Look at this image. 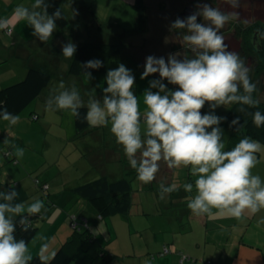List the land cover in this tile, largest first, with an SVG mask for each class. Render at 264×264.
<instances>
[{
  "label": "clouds",
  "instance_id": "obj_1",
  "mask_svg": "<svg viewBox=\"0 0 264 264\" xmlns=\"http://www.w3.org/2000/svg\"><path fill=\"white\" fill-rule=\"evenodd\" d=\"M232 8H238L240 0H226ZM47 0H35L32 9L18 6L15 15L33 29L32 35L40 42L53 36L57 21L64 18L62 9L49 14ZM196 11L184 19L177 18L170 30H182L185 47L193 56L180 53L165 57H146L141 79L159 74L158 79L149 81L143 93L146 111L141 112L140 100L134 92L135 76L131 69L120 63L116 69L107 71L103 98L90 96L84 119L92 127L111 124L110 131L118 144L123 146L129 165L137 173V179L151 183L160 170L159 162L164 160L169 168L184 166L189 168L195 182L186 183L187 207L195 216L226 215L237 219L245 213L256 214L264 209V179L253 174V169L261 162L257 153H264V144L251 137H244L235 147L226 151V139L222 123L227 117L220 116L216 109L229 104L240 105L238 111L245 113V106L257 107L259 101L253 98L256 84L249 76V68L241 57L228 50L221 29L237 19L236 13L224 12L207 2L197 3ZM36 9H42L37 11ZM202 17V22L198 18ZM6 24L0 22V29ZM264 38V32L260 33ZM65 58H72L77 45L69 40L61 45ZM104 66L100 59L84 62L81 67L90 79L89 69L99 70ZM167 81V84L165 83ZM168 85L178 86L175 89ZM58 94L46 102L49 110H69L74 117L80 116L85 107L76 87L65 89L59 85ZM242 89V91H241ZM207 104L208 111L202 113ZM252 115V123L257 128L264 127V112L257 110ZM0 120L9 126L19 123V115L8 111L0 101ZM142 122L146 128L142 132ZM237 129L240 116L229 125ZM5 139L4 143H8ZM17 158L24 155L23 149L15 152ZM11 191H0V264H31L32 256L28 244L16 238L17 227L23 232L30 230L29 218L41 213L43 200L37 199L27 207L17 203L19 193L15 185ZM177 191L175 183L159 185L160 199ZM19 217V220H16ZM46 247V245H45ZM45 257L41 256L42 264Z\"/></svg>",
  "mask_w": 264,
  "mask_h": 264
},
{
  "label": "rangeland",
  "instance_id": "obj_2",
  "mask_svg": "<svg viewBox=\"0 0 264 264\" xmlns=\"http://www.w3.org/2000/svg\"><path fill=\"white\" fill-rule=\"evenodd\" d=\"M65 1L68 4L67 7L65 5L64 10L69 19L68 28L71 33L86 31L84 33H90L107 42L122 41L123 50L112 58L109 70L116 69L120 63L132 70L135 76L134 92L140 100L141 112L146 111V106L143 104V93L149 87V81L159 78L158 73L146 79L140 78L144 71L146 57L153 55L167 59L169 54L176 53L181 54L180 59H183L184 56L189 58L193 56L192 51L185 47L182 36L177 34L182 30H170L171 23L186 7L187 0H146V21L148 20L146 34L136 33L135 30L132 33L130 30L136 26V9L133 5L135 0H82L84 2H81L79 10L71 5L72 0ZM193 1L195 5L207 2L221 11L236 13L237 19L226 23L221 29V33L228 50L236 52L244 60L245 65L249 68L250 79L256 84L257 96L260 101H264V74L255 72L257 64L264 68V60L257 58L256 53L251 49L248 51V55L250 53L251 57L243 55V50L241 51V46L239 47L240 41L245 47L248 35L254 26L264 25V0H240L239 7L235 9L226 0ZM199 22H202V17ZM251 48L254 50L253 46ZM258 54L264 58L263 52ZM59 73V75L62 74L61 69ZM106 75L107 72L92 74L91 79L85 74L79 77L72 76L73 79L70 80L68 89L76 87L86 106L90 96L98 99L103 98V87L107 86ZM56 82L58 83L59 80H54L48 89L50 96L60 90ZM61 82L63 81L61 80ZM165 83L167 84V81ZM168 87L175 89L178 86L168 85ZM65 89H67L66 83ZM40 103L42 104V100ZM41 104H39V100L33 101L19 115L20 121L17 125L9 126L7 123L4 125L3 137L8 139L9 145H6L4 138L0 136V152L4 154L9 149L15 154L17 149H23L24 155L20 158L15 155L18 160L16 164L13 160L5 159L7 166L0 173L4 175L3 180H6V183H20L26 188L29 198L24 203L25 212L35 200L40 199L44 202L45 206L41 211V216L35 220L38 233L28 245L32 257L37 250L44 252L48 249L50 253L46 255V258L50 259L58 248L67 246L73 250L72 253L75 255L70 264H97L90 261V256L97 254L96 250L100 248V242L91 238L86 239L82 232H77L70 224L71 216L68 217L67 214L70 209L79 210L82 208L81 199L73 192V188L88 180H94L100 170L98 162H96V166L94 165L95 158L100 152L98 138L95 139L97 136L94 134L102 133L100 136L105 138L106 142H103L101 148L104 152L110 149L112 144L119 148L123 146L117 143L116 137L110 131V123L107 126H91L89 133L77 134L74 116L69 110L55 109L56 112L48 109L44 111ZM229 108L230 105L221 106L216 109V113L225 116ZM201 111L202 113L208 111L207 104ZM34 112L39 114V119L32 118ZM141 127L143 132L146 125L142 122ZM125 162L128 160L123 154L121 160L111 159L107 161L106 165L108 169L118 166L120 170L122 165L125 166ZM180 167L174 170L176 173L181 172L183 179L185 175L188 176L190 170L184 166ZM169 170L170 168L167 167L160 169L164 173H169ZM172 174L173 171L170 175ZM36 178L51 185L49 201L44 196V191L37 185ZM192 178L195 181L196 178L193 176ZM187 182L189 181L187 180ZM172 183L177 185L178 190V181L167 182V184ZM160 184L154 183L155 189H159ZM133 186L138 188L139 193L143 192V183L138 179L133 181ZM154 206L156 209H152V214L148 217H151L149 220L156 217L158 211L165 209L164 205ZM117 215L121 216V214ZM131 224H134V220L130 217L129 223L125 225ZM132 231L133 239L137 244L141 239V234L140 232L134 233V229ZM72 237L75 238L72 239ZM77 238H80L78 246L83 245L79 251L73 244L77 243Z\"/></svg>",
  "mask_w": 264,
  "mask_h": 264
},
{
  "label": "crops",
  "instance_id": "obj_3",
  "mask_svg": "<svg viewBox=\"0 0 264 264\" xmlns=\"http://www.w3.org/2000/svg\"><path fill=\"white\" fill-rule=\"evenodd\" d=\"M72 1L71 5L76 10H79L81 2H84L82 0ZM144 1L146 4V0ZM34 3L35 0H0V22L6 24L4 29H0V89L5 85L23 79L29 66L33 63L46 64L54 69L55 75L53 78H57L52 79L53 81L49 86L35 100H39V104L42 100L41 108L47 111L46 102L50 97L48 89L54 83V80H59L58 83L56 82L57 85H60L62 80L64 86L66 83L68 89V84L73 79V75L68 74L69 58L63 56L61 45L69 40L78 45L100 38L92 36L90 33H84L86 31L74 34L69 31L68 26L62 29L57 25L53 36L46 42H40L33 37V29L27 24L26 20L15 15V9L18 6L31 10ZM191 3L195 5L193 0H189V2L187 0L186 2L187 5ZM67 4L64 0V9ZM36 10L42 11V9ZM9 28L11 31H8ZM145 28L141 31L136 30V33L146 34L147 24ZM130 30H132V33L135 32L134 29ZM60 69L61 75H59ZM63 90L60 89L57 92ZM57 92L54 95L58 94ZM55 111L57 112V110ZM34 115H37V119H39L37 112L33 113L32 118ZM6 123L8 124L7 121L0 120V136L2 137ZM221 127L225 133L226 151L231 150L241 139L246 137L228 127L224 122ZM90 129L91 126L84 132L89 133ZM100 134L102 133L94 134L97 136L95 139L98 138L100 145V152L94 162L95 166L97 165L96 162L99 163L100 170H98V174L94 179L101 176H107L110 179L126 176L131 179L133 186V181L137 179V173L128 162H125V166L122 165L120 170L118 166L108 169L106 165L107 161L111 159L119 161L123 158V147H115L112 144L110 149L105 150V152L102 151L103 142L106 141ZM260 143L264 144L261 141ZM5 144L9 145L8 143ZM10 155L11 158H16L15 154L9 149L4 154L0 152V171H3V168L7 166L5 159L13 160L9 157ZM257 156L261 159V162L252 171L254 175H259L264 179V153H257ZM13 162L16 164L18 160L15 159ZM159 164L160 169L165 167L169 169L164 160H161ZM174 169L176 168H170L169 173L159 170L151 183L145 184L142 182V193H139L138 188L133 186L134 192L130 211L119 213L121 216L115 214L103 218L87 200L78 195L81 199L82 208L79 210L70 209L67 215L68 217L71 216V220L75 216L79 221L80 227L74 228L77 232H82L86 239L91 238L100 242L101 246L96 250L97 254L90 256V261L97 264H264V209L256 214L246 212L240 219L215 214L216 209L212 210L213 215L211 216H195L187 207V197L196 194L195 188L192 193H186L183 189L184 184H194L195 181L190 173L182 179L181 172L176 173ZM172 171L173 174L170 175ZM4 178V175L0 173V182L5 183ZM172 180L178 181L179 189L167 195L165 199H160L159 189H155L154 183L167 184ZM48 185L50 192L51 185ZM154 205H164L165 209L158 211L156 217L149 220L151 217H148L152 214V209H156ZM130 217L133 218L134 224L127 226L125 224L129 223ZM83 218L87 220V226L81 223ZM132 229L135 230L134 233L140 232L141 234V239L137 244L133 239ZM74 238L72 237V239ZM79 243L80 238H77V243H73L77 251L83 246L82 244L78 246ZM164 247H168L170 252L163 253ZM65 248L75 257L71 248H67V246ZM49 253L50 250L48 249L44 252L43 250L36 251V254L45 258Z\"/></svg>",
  "mask_w": 264,
  "mask_h": 264
},
{
  "label": "trees",
  "instance_id": "obj_4",
  "mask_svg": "<svg viewBox=\"0 0 264 264\" xmlns=\"http://www.w3.org/2000/svg\"><path fill=\"white\" fill-rule=\"evenodd\" d=\"M63 2L64 0H47L49 5V14L54 13L57 9H62L64 18L57 21V25L62 29L69 25V19L63 8ZM134 6L136 9V26L134 30H144L147 22L145 1L136 0ZM250 49L255 52L251 48L249 34L246 45L243 47V55H248V51ZM122 50V41L107 42L105 40L95 39L80 43L77 45V52L75 56L69 58L68 74L73 76H80L84 74V70L81 65L84 62L92 59H100L103 61L104 66L99 70L89 69L88 71H90L92 74L105 73L109 70L112 58L115 55L120 54ZM255 53L257 58L264 60L261 55H259L257 52ZM255 72L258 74H264V68L262 65L257 64V67H255ZM54 75V69H51L46 64L33 63L29 66L26 76L23 79L0 89V101L4 102V106L9 112L19 115L31 102L40 96L46 87L49 86ZM257 91L258 90L253 93V98L259 101L257 107L249 108L245 106L247 111L245 113H240L238 111L240 105L232 104L225 114L227 120L224 123L230 127L229 125L231 121L237 116H240L241 124L243 126H238L237 129L232 127L230 128L245 136L264 143V127L257 128L252 123V113L257 110L264 112V101L259 100ZM79 111L80 116L74 117V122L77 134H83L85 133L84 131L90 127V125L84 119V116L87 112V107L85 106ZM9 157L11 158V155ZM11 159L15 160L16 158L13 157ZM35 181L37 185L44 191V196H46L47 201H49V187H45V185H48V183L46 181L41 182L38 178H36ZM10 185H15V190L19 193V197L16 202L25 203L28 200L29 195L26 188L20 183L0 182V191H11L12 189ZM74 192L75 194L80 195L82 198L87 200L96 209L98 214L104 218L119 213L129 212L132 205V195L134 188L132 186L131 179L127 178L126 176L118 179H110L107 176H101L92 181L76 186L74 188ZM49 205H51L50 202ZM24 214L26 215L27 212ZM39 216H41V213L33 215L29 218L31 227L28 232H23L20 227H17V231L15 233L16 238L25 240L29 245V243L38 233V227L35 225V220ZM16 220L18 221L19 217H16ZM82 231L84 232L85 229ZM73 259V255L66 248L61 247L55 251L50 259H45L44 264H70ZM31 264H42L41 256L39 254H35L32 257Z\"/></svg>",
  "mask_w": 264,
  "mask_h": 264
},
{
  "label": "water",
  "instance_id": "obj_5",
  "mask_svg": "<svg viewBox=\"0 0 264 264\" xmlns=\"http://www.w3.org/2000/svg\"><path fill=\"white\" fill-rule=\"evenodd\" d=\"M196 11V7L193 3L188 4L184 10L182 12H180L177 16V18H181L184 19L187 16L193 14ZM201 18H198V22L200 21ZM260 29L257 28L256 30H254V32L252 33V37H251V43L254 46V48H256V50H258L259 52L262 49V38L260 36Z\"/></svg>",
  "mask_w": 264,
  "mask_h": 264
},
{
  "label": "built area",
  "instance_id": "obj_6",
  "mask_svg": "<svg viewBox=\"0 0 264 264\" xmlns=\"http://www.w3.org/2000/svg\"><path fill=\"white\" fill-rule=\"evenodd\" d=\"M8 31H11V29L9 28L8 29ZM33 118L34 119H37L38 117H37V115H34L33 116ZM45 187L47 188V187H49L48 185H45ZM79 221L75 218V216L73 217V220H71V226L73 227V228H79L80 226V224L78 223ZM81 223H83L85 226H87L88 225V223H87V220L86 219H82V222ZM170 252V249L168 248V247H164V249H163V253H169Z\"/></svg>",
  "mask_w": 264,
  "mask_h": 264
},
{
  "label": "flooded vegetation",
  "instance_id": "obj_7",
  "mask_svg": "<svg viewBox=\"0 0 264 264\" xmlns=\"http://www.w3.org/2000/svg\"><path fill=\"white\" fill-rule=\"evenodd\" d=\"M257 28H259L260 29V31L261 32H264V25H256V26H254L252 29H251V33H250V44H251V46H253L252 45V43H251V37H252V33L254 32V30H256ZM262 38V37H261ZM241 46V51L243 50V46H242V44H241V41L239 42V47ZM254 47V46H253ZM254 50H255V52H258V53H261V52H263L264 53V38H262V49H261V51L259 52L258 50H256V48H254ZM251 57V56H250Z\"/></svg>",
  "mask_w": 264,
  "mask_h": 264
},
{
  "label": "bare ground",
  "instance_id": "obj_8",
  "mask_svg": "<svg viewBox=\"0 0 264 264\" xmlns=\"http://www.w3.org/2000/svg\"><path fill=\"white\" fill-rule=\"evenodd\" d=\"M49 186V185H48Z\"/></svg>",
  "mask_w": 264,
  "mask_h": 264
}]
</instances>
